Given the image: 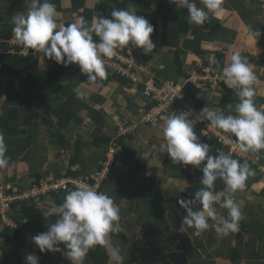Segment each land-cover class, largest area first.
I'll return each instance as SVG.
<instances>
[{
	"label": "crops",
	"instance_id": "0c3cea01",
	"mask_svg": "<svg viewBox=\"0 0 264 264\" xmlns=\"http://www.w3.org/2000/svg\"><path fill=\"white\" fill-rule=\"evenodd\" d=\"M50 2L56 5V19L60 26L73 23L80 16L89 23L96 16L111 18L114 8L134 11L154 26L150 38L156 47L148 54H145L143 49L131 45L118 49L132 57L143 68L139 73V84L110 78H106L105 84H101L99 78L89 80L87 74L82 73L78 67L81 76L76 75V70H70L52 86L57 88V91L61 88L64 95L71 94L70 101L65 98L62 102L70 107L71 112L61 116L54 115L53 109L56 105L51 99L47 104L33 110L31 125H26L22 111L18 137H15L18 142L15 141L13 147L25 144L27 148H22L19 152L23 155L20 161L0 168V185L6 183L16 189H25L39 174L59 178L66 176L68 172L76 173L77 176L92 173L108 150L105 142L109 141L112 145L120 141L126 150L121 147L117 150L113 173L105 181L101 192L110 195L120 208L122 231L111 234V242L113 246L119 247L123 264H146L141 258L142 250L137 249V245L130 251L131 242H139L146 233L150 234L144 238L148 242L163 237L175 240V258L182 264H264V187L252 188L253 184L264 180V150L247 152L246 159L240 160L242 163H252L257 172L261 173L260 177L255 175L250 178L246 190L234 196L243 205L244 219L241 221L240 232L221 237L216 234L210 222L209 229L196 236L192 228L185 232L180 231L182 219L186 214L177 205V201L182 198V192L165 186L173 178V182L185 180L189 187L194 185L193 180L188 178L189 172L191 168L195 172H201L199 168L172 163L166 153L156 152L155 145L163 143V120L158 124H140L137 134L128 138H117L114 126L118 118L140 121L143 112L148 108L142 95L144 80L153 79L159 82L172 79L185 82L201 66L213 61L219 52H224L223 68L228 65L234 52H239L249 61L258 79L255 85V106L264 110V0H223L221 8L210 13L208 20L200 26L189 23L187 9L179 5V0H174V3L170 0ZM14 3L17 5L15 15L26 11L28 0H0V27L13 28L12 19L7 17L6 9ZM197 6H203L200 0H197ZM176 13L177 19L172 18L171 14ZM254 31L261 33L257 40L251 34ZM15 87L19 88V84ZM195 87L198 89L196 99H190L195 105L197 101H201L212 104V110H222L217 106L225 87L223 89L218 86L213 90ZM225 94L228 98L234 96L231 92ZM237 99L239 100L238 96ZM79 103H83L86 109ZM88 107L93 111L90 112ZM45 119L49 120L52 126L47 125ZM50 132L61 140L53 139ZM5 140L7 141L6 136ZM24 156L25 159H22ZM153 175L160 180V196L166 206L164 220L155 225H151V200L141 194L142 188ZM197 178L196 175L194 181H197ZM223 187L224 185H220L218 191ZM52 203L55 201L53 196L49 195L37 205L39 214L35 219L40 227L45 225L47 230V224L55 218L45 219L42 213ZM221 214L226 215V210H221ZM10 217L13 225H6L0 220V264H26L25 258L29 254L39 257V264H42L39 248L31 239L39 234L38 229L32 225L29 218L20 217L17 210L10 212ZM14 218L19 223H16ZM6 229L9 231L5 232ZM186 236H192L193 246L191 239ZM147 245L150 246L149 243ZM196 246H199V251ZM97 247L101 263L91 260ZM163 252L166 254L173 250L166 247ZM60 262L70 264L64 256ZM84 264H111V261L107 250L96 246L89 251Z\"/></svg>",
	"mask_w": 264,
	"mask_h": 264
},
{
	"label": "clouds",
	"instance_id": "9594fccd",
	"mask_svg": "<svg viewBox=\"0 0 264 264\" xmlns=\"http://www.w3.org/2000/svg\"><path fill=\"white\" fill-rule=\"evenodd\" d=\"M200 3L202 7L197 6V0H179V5L187 9L189 23L195 26L203 25L210 13L221 8L223 0H200ZM57 16L56 5L50 0H28L26 11L12 17L14 37L26 53L31 49L57 64H76L89 80L106 79L105 59L114 57L123 46L141 48L145 54L156 47L150 38L154 26L134 11L114 8L111 18L96 16L89 23L80 16L64 26L58 25ZM251 34L255 40L261 35L259 31ZM222 76L224 85L239 98L234 114L207 106L194 118H189L193 116L191 110L172 112L163 117V143L155 145L156 152L166 153L172 163L191 165L202 172L201 187L193 197L177 201L186 213L180 231L192 228L196 236L208 230L210 222L221 237L240 232L243 205L234 196L246 190L247 181L256 172L249 163H242L223 151L216 150L213 154L211 146L201 142L194 131L195 123L206 120L213 128L231 134L235 137L234 149L242 153L264 150V110L255 106L258 79L251 64L239 52H234L222 69ZM6 152L5 136L0 132V168L9 165ZM217 180L224 185L220 191L216 190ZM173 181L174 178L170 179L165 188L184 192L189 187L185 180ZM260 187H264V180L252 185L253 189ZM221 210L227 214H221ZM42 216L55 219L47 224L46 232L31 237L41 253L60 252L70 264H84L89 251L101 246L107 250L111 264H123L119 247L111 242V234L122 231L120 208L107 193L82 183L68 191L61 204L48 206ZM61 244L63 249L59 247ZM25 259L26 264H39V257L34 254Z\"/></svg>",
	"mask_w": 264,
	"mask_h": 264
},
{
	"label": "trees",
	"instance_id": "16d2710c",
	"mask_svg": "<svg viewBox=\"0 0 264 264\" xmlns=\"http://www.w3.org/2000/svg\"><path fill=\"white\" fill-rule=\"evenodd\" d=\"M12 1H15V0H12ZM242 1H245V0H242ZM16 7L17 5L16 3H14L11 6H9L8 9H6V14L8 18L12 19V17L15 15L14 11ZM181 11L185 13L184 10H181ZM171 17L177 19V13L174 15L171 14ZM0 36L5 39H10L12 36H14L12 28L0 27ZM177 53L178 52H176V54ZM41 55L43 54L36 52V55L31 54L28 58H24L20 56L19 54H8L7 52H3L2 54H0V91H2L6 86L8 87V90H5L1 93L3 94L4 97H6V99L0 100V132H2L6 136V139H7L6 154H7V157L10 159L9 163L20 161L21 159L20 157L23 155L20 154L19 152L22 150V148L23 149L27 148L25 144H18L17 146L13 147L14 142L15 141L16 143L18 142L17 139H15V137H18V129L20 127V120L22 117V113L24 112L23 114H24L25 124L31 125V119H32L31 114L33 110L37 109L38 107L44 104H47L48 102H50L49 100L51 99H53L52 103L56 105V107L53 109L54 115L61 116L63 115V113L71 112L70 107H67L66 103L62 104L65 98L66 100L70 101L69 97L71 96V94L64 95L62 94L61 88L59 91H57L58 89L56 88L57 89L56 90L52 86L58 83L60 78L70 70H76L77 71L76 75H80V76L82 75L78 70L79 66L76 64H69L68 66H64L63 64H57L54 60H51L46 57H44V61L41 62L39 58ZM224 58H225L224 52H219V55L216 56L213 61L207 62L206 66H209L211 68V71L213 74L216 73V74L222 75V69L224 66ZM107 78L122 80V81L125 80L129 83L127 79L119 77L108 71H107ZM99 82L101 84H105L104 83L105 79H99ZM16 84H19V88L15 87ZM220 86H222L223 89L225 87V89H224L220 103L218 104L217 108H221L225 112V114H234L233 112L234 106L236 103L239 102V100L237 99V94H235V91L232 89L228 90V88L224 85V82ZM197 92H198V89L195 86L188 85V98L189 99H192V98L196 99ZM227 92L233 93L234 96L231 98H228L225 94ZM79 105H81L82 107H84V109H86L85 108L86 106L83 103H79ZM202 105L207 106L210 109L213 108L212 104L204 103L201 101L196 102V107H200ZM229 106H232V107H229ZM88 110L90 112L93 111L91 110V107H88ZM45 123L47 125L51 124L52 126V123L49 120L45 119ZM60 125H61V122H60ZM50 135L55 140H61L59 136L57 135L55 136L52 132H50ZM117 138H126V137L117 136ZM29 139L30 137L27 139V143L29 142ZM105 143L108 146V148H110L111 146H115L119 150H120V147L122 150H126L125 145L122 144V142L120 141H118V143H112V145H110L109 141ZM22 159H25V156ZM103 160H105V155L101 161ZM249 165L251 166V168H254L256 172V176L260 177L261 173L257 172L256 168L254 167L255 165H253L250 162H249ZM202 166H203V163H202ZM112 173L113 171L111 170L106 180H108L111 177ZM196 175L198 178H197V181H194L196 178ZM45 176H47V174H39L34 182L40 180L41 178ZM66 176L78 177L76 173H70V172H68ZM201 177H202V172H195L192 168L190 169L188 178L193 180L194 185L192 186L190 185V187H188L186 191L182 192L181 199L187 200L193 197L194 193L201 187V185L199 184ZM4 184L10 185V184L3 183V185ZM147 184L146 186L142 188L141 194H144L145 196L149 197L151 200L150 207L153 208L151 225H155L156 223H160L161 221L164 220L166 206L163 204V199L160 196V180L156 179L155 176L153 175V177H149ZM220 185L222 186L223 182L220 180H217L216 182L217 191L220 188ZM153 187H154V190H153ZM52 196H53V200L55 201V204L59 205L63 202L64 197L66 196V193L52 194ZM177 205H179L178 202H177ZM147 207H149V205ZM15 210H17V214H19L20 217L23 218L25 216L26 218H29L32 225L38 229V233L46 232L47 230L46 226L42 225L40 227L37 224V219H35L36 216L38 218V214H39L37 210V205L29 204L27 202H18V203L13 204L8 214V217L10 219H11L10 212L15 211ZM14 220L16 221V223H19L17 219L14 218ZM11 221L13 222L12 219ZM1 222L3 221L1 220ZM152 228H154V226ZM8 231L9 229L5 230V232H8ZM15 233L18 234L17 232H13V234ZM149 235L150 234L146 233L144 235V238L148 237ZM144 238L139 240V242L137 241L131 242V246H130V251L133 250L132 247L134 245H137L136 246L137 249L142 250L141 258L143 259V262H146V264H162L165 262L168 264H182L178 262L175 258V252H174V249L176 248L175 240L171 239L170 237H163V238L155 239L152 242H148L147 239H144ZM168 239H169V242H168ZM148 243L150 246L147 245ZM59 247L63 249L64 246L59 245ZM166 247L172 249L173 252H168L164 254L163 251ZM196 249L199 251L200 250L199 246H196ZM38 253L42 257V264H62V262L60 261L63 259V255L60 252L52 253V252L45 251L41 253L38 249ZM138 253L140 254L141 252L138 251ZM91 260L97 263H101L98 247L96 248V251L94 250L91 256ZM57 262H60V263H57Z\"/></svg>",
	"mask_w": 264,
	"mask_h": 264
},
{
	"label": "built area",
	"instance_id": "2783aa9c",
	"mask_svg": "<svg viewBox=\"0 0 264 264\" xmlns=\"http://www.w3.org/2000/svg\"><path fill=\"white\" fill-rule=\"evenodd\" d=\"M7 52L8 54H19L24 58H28L31 54L36 55L34 50L29 49L26 53L23 46L12 36L5 39L0 36V54ZM106 71L125 78L129 84L141 83L139 73L143 68L130 56L124 54L121 50H117V54L105 59ZM223 76L213 74L209 66H201L188 80L183 83L176 82L172 79L156 82L153 79L144 80L142 82V95L148 105L143 112L140 121H131L126 118H118L114 122L116 135L118 137H133L137 134L140 124H158L163 120L165 115L172 112L179 113L181 111L193 112L194 118L200 113L203 107H196L193 100L188 98V85L200 87L202 89H215L223 83ZM194 131L203 143L211 146L213 154L216 150L223 151L236 159H246L245 153L234 149L235 137L229 133L215 129L206 120L197 121L194 125ZM118 148L111 146L105 154V160L99 162V167L84 176L72 177H53L47 175L40 180L33 182L25 189H16L12 185L0 186V218L6 225L14 223L8 217L9 211L13 204L18 202H27L29 204L38 205L43 198L59 193H66L75 189L82 183L95 187L99 191L103 183L106 181L108 174L114 166V156ZM63 246V244H61Z\"/></svg>",
	"mask_w": 264,
	"mask_h": 264
},
{
	"label": "rangeland",
	"instance_id": "374dc122",
	"mask_svg": "<svg viewBox=\"0 0 264 264\" xmlns=\"http://www.w3.org/2000/svg\"><path fill=\"white\" fill-rule=\"evenodd\" d=\"M40 61L41 62H43L44 61V56L43 55H41L40 57ZM42 64V63H41ZM183 80H179L178 82L179 83H183L182 82ZM5 90H8V87L6 86L2 91H0V94L3 92V91H5ZM0 97H4L3 96V94L2 95H0ZM185 232V231H184ZM184 236H185V233H184ZM187 238H189V239H191V245L193 246L194 244H193V238H192V236H186ZM172 239V238H171ZM168 242H169V239H168Z\"/></svg>",
	"mask_w": 264,
	"mask_h": 264
}]
</instances>
